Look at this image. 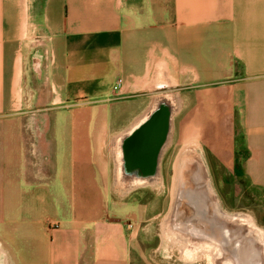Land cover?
Masks as SVG:
<instances>
[{"label": "crops", "instance_id": "0c3cea01", "mask_svg": "<svg viewBox=\"0 0 264 264\" xmlns=\"http://www.w3.org/2000/svg\"><path fill=\"white\" fill-rule=\"evenodd\" d=\"M167 92L264 194V0H0V264H153L113 153Z\"/></svg>", "mask_w": 264, "mask_h": 264}, {"label": "water", "instance_id": "95a60500", "mask_svg": "<svg viewBox=\"0 0 264 264\" xmlns=\"http://www.w3.org/2000/svg\"><path fill=\"white\" fill-rule=\"evenodd\" d=\"M178 109L174 92L157 95L143 116L116 138L113 158L118 189L130 193L132 186L145 182L149 174L144 170H156ZM153 121H161L160 128L155 129ZM162 231L188 250L209 252L212 264H264V231L253 227L246 214L222 209L196 151L184 150L176 159Z\"/></svg>", "mask_w": 264, "mask_h": 264}, {"label": "rangeland", "instance_id": "374dc122", "mask_svg": "<svg viewBox=\"0 0 264 264\" xmlns=\"http://www.w3.org/2000/svg\"><path fill=\"white\" fill-rule=\"evenodd\" d=\"M219 110L221 112V108ZM199 112L197 116L195 110L193 113L190 110L184 111L182 113L184 117L177 118L176 129L180 138L175 140L178 144L172 148L169 164L174 166L178 155L186 147H197L205 162L211 185L220 204L222 201L226 202L228 213L249 214L256 224L264 229L263 192L251 185L243 175L240 176L239 181L234 179L228 168L230 162L223 163L219 155L212 154L215 144L222 147V131L215 130L219 120H215L216 122L212 120L214 111L211 106L203 105ZM166 185L167 189L138 190L127 194L126 198L118 194L119 202L127 203L130 207L128 217L131 222L136 225L137 229H142L135 238L137 246L140 250L147 252L153 264H205L204 262L184 263L172 255L166 256L159 251L158 225L168 211L169 195L172 190V187L169 188L170 185Z\"/></svg>", "mask_w": 264, "mask_h": 264}, {"label": "flooded vegetation", "instance_id": "af4514ba", "mask_svg": "<svg viewBox=\"0 0 264 264\" xmlns=\"http://www.w3.org/2000/svg\"><path fill=\"white\" fill-rule=\"evenodd\" d=\"M182 113L183 112H181L180 109H178L172 118L171 130H170L167 142L159 154V158H158L159 161H158V165L156 167V170H154L153 172H150L148 169L144 170L143 173L145 175L149 174L148 176H146L147 178H146L144 184L142 186H139V187L135 188L134 190H132L131 193L138 191V190H152L150 188L152 185L158 186L159 189H161V188L167 189L166 184L170 185L169 188H171L173 186L174 166H173V164L172 165L169 164V159H170V155L172 152V148L174 147V145L178 144V143H176L177 141H175V140L177 138H180V134L178 133V130L176 129V125H177V121H178L177 118L184 117V115ZM160 115H159V117H160ZM152 124H153L154 128L157 129V128H160L161 121L159 123L153 121ZM230 172L233 175L234 179H236L237 181L240 180V176H242V175L238 174L234 169L230 170ZM169 199H170V195H169ZM225 203L226 202L222 201L221 207L225 212H227L226 211L227 205H225Z\"/></svg>", "mask_w": 264, "mask_h": 264}, {"label": "bare ground", "instance_id": "6f19581e", "mask_svg": "<svg viewBox=\"0 0 264 264\" xmlns=\"http://www.w3.org/2000/svg\"><path fill=\"white\" fill-rule=\"evenodd\" d=\"M184 150H192L199 152V149H197V147L195 146L186 147L185 149H183V151ZM143 184H135L130 189H134L136 187L142 186ZM150 188L152 190H159V187L155 185H152ZM117 192L118 194L121 195L127 194L126 191H122L118 188H117ZM246 217L248 218V221L252 224L253 227H256L260 230L262 229L256 224V222L249 214H246ZM262 230L264 231V229ZM158 238L160 241L159 251L166 256L172 255L175 259L180 260L184 263L204 262L205 264H212L211 262L212 258L209 252L188 250L185 248L184 244H182L179 241H176L173 237L169 236L164 231H162V221L158 225Z\"/></svg>", "mask_w": 264, "mask_h": 264}, {"label": "built area", "instance_id": "2783aa9c", "mask_svg": "<svg viewBox=\"0 0 264 264\" xmlns=\"http://www.w3.org/2000/svg\"><path fill=\"white\" fill-rule=\"evenodd\" d=\"M120 84H121V79H117L115 81L114 86H113V90H117L120 87ZM129 227H131V226L129 225Z\"/></svg>", "mask_w": 264, "mask_h": 264}]
</instances>
